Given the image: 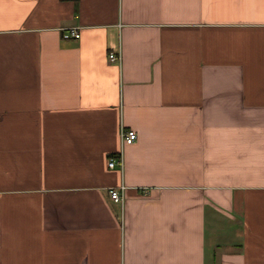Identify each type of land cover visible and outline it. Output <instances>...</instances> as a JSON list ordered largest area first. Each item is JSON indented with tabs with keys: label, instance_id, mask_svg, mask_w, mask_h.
<instances>
[{
	"label": "crops",
	"instance_id": "crops-1",
	"mask_svg": "<svg viewBox=\"0 0 264 264\" xmlns=\"http://www.w3.org/2000/svg\"><path fill=\"white\" fill-rule=\"evenodd\" d=\"M0 264H264V0H0Z\"/></svg>",
	"mask_w": 264,
	"mask_h": 264
},
{
	"label": "built area",
	"instance_id": "built-area-1",
	"mask_svg": "<svg viewBox=\"0 0 264 264\" xmlns=\"http://www.w3.org/2000/svg\"><path fill=\"white\" fill-rule=\"evenodd\" d=\"M80 37V35L78 34L77 30L74 29H66L64 30L63 34H62V38L63 39H78ZM109 61L110 62H118L120 60V55L116 52L110 54L108 56ZM137 139V133L132 130V129H124L122 128L120 130V140L122 142V144L124 145H130L132 143H134ZM107 166L110 169H113L115 167H117L118 169H122L123 167V160H122V155L121 153L113 156V157H109L108 158V162H107ZM124 191L125 188L124 186H120L117 189H112L109 192V197L110 200L115 203L118 204L120 206H123L125 197H124Z\"/></svg>",
	"mask_w": 264,
	"mask_h": 264
},
{
	"label": "trees",
	"instance_id": "trees-1",
	"mask_svg": "<svg viewBox=\"0 0 264 264\" xmlns=\"http://www.w3.org/2000/svg\"><path fill=\"white\" fill-rule=\"evenodd\" d=\"M113 156H116V155H113ZM113 156H110V157H113Z\"/></svg>",
	"mask_w": 264,
	"mask_h": 264
}]
</instances>
